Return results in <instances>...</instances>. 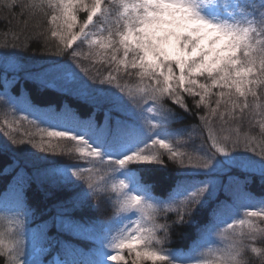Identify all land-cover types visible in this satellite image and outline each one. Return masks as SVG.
<instances>
[{"label":"snow or ice","instance_id":"6c2138e0","mask_svg":"<svg viewBox=\"0 0 264 264\" xmlns=\"http://www.w3.org/2000/svg\"><path fill=\"white\" fill-rule=\"evenodd\" d=\"M0 11L5 72L92 109L81 118L66 103L0 95L12 155L25 157L5 168L16 171L0 199V264H264V196L248 192L255 177L264 186V0H0ZM193 116L199 124L186 123ZM22 124L32 130L17 139ZM170 165L157 195L145 178ZM33 183L51 200L34 232ZM89 199L112 215H78ZM184 229L187 250L170 247ZM72 236L92 244L76 248Z\"/></svg>","mask_w":264,"mask_h":264},{"label":"trees","instance_id":"16d2710c","mask_svg":"<svg viewBox=\"0 0 264 264\" xmlns=\"http://www.w3.org/2000/svg\"><path fill=\"white\" fill-rule=\"evenodd\" d=\"M5 13L3 11H0V19L3 18ZM4 29L3 26L0 25V43L3 42L4 35H3ZM10 39V37H9ZM51 46L54 48L56 45V41L54 38L50 40ZM75 47V45H74ZM3 50V49H0ZM11 50V49H8ZM80 51H86L83 46L79 48ZM71 50H69L70 52ZM23 56H49L50 53L42 52V51H36L33 52L29 50L28 52L21 53ZM58 59H64L68 60L69 63H72L73 68L84 78L87 79V76H84V73L81 72L80 68L76 67V64L73 63L71 60L68 59L67 56L63 58ZM19 63H23V61H20ZM81 63L85 66H88L91 64V61L88 60H81ZM96 68L103 67L101 65H96ZM5 76L7 77V85H5ZM124 79H127V77H124L121 82L123 83ZM132 83H135V79L133 78L131 80ZM22 89L24 91H22ZM0 95L11 97L18 105H23L25 101H29L30 103L34 105H39L41 107L46 105H54L57 110H59L65 103L67 106L71 109H74L81 118L86 117L90 112L91 108L82 103L80 100L75 98L74 95H68L64 93H60L58 91L45 88L43 91L38 90V85L28 79L25 78V71H14L11 67L8 68L7 73L5 72V66L0 63ZM188 104L190 107H192V98L189 97ZM251 102V101H250ZM195 112L196 110L193 109ZM204 109L200 110V114H204ZM0 112L4 113L3 108V101H0ZM99 118V117H98ZM188 124H199V120L196 119L194 116L190 117L188 121H186ZM173 127H178V125H175ZM212 127L217 133H220V129L222 125L217 120L213 123ZM224 128H234V124H227L223 125ZM25 132L30 131L29 126H24ZM247 129V124H245L244 129ZM201 129H197L195 134V143L198 145L200 143V137H201ZM258 131V129L256 130ZM5 133L7 131L5 130V127L0 125V145L7 143L8 147L12 149L10 152H4L0 153V199H3L4 196L9 192L11 184L13 182V177L15 175V166L7 168L5 171V168L7 165H10L13 163V160L20 159L23 160L25 157L23 155H18L14 157L12 155V152L17 151V146L12 145L11 139L9 136H6ZM17 139L24 138L21 136V134H15ZM203 138L206 141L207 140V132H203ZM181 140L187 139V137H181ZM191 147V146H190ZM31 151L35 152L37 155H43L42 153H39L36 149H30ZM249 155H254L252 153H249ZM255 159H259V157L254 156ZM49 159H56L62 163H69L72 161H69L68 159L64 157H49ZM159 167V166H156ZM175 166L170 165L167 169L156 171L152 175L146 177L147 182L154 183L156 185L154 191L157 195L163 194L171 185L172 183V177L174 175ZM238 175L241 176V179H243L244 173H238ZM248 192L255 197L259 198L261 196H264V186H262L259 183L258 177L253 178L252 182L248 184ZM223 195V194H221ZM51 203L50 199H46L44 194L37 190L36 185L33 183L32 187L27 191V204L34 209L36 215L29 220L28 227L31 231H35L37 228V225L42 223L43 219H47V215L45 213L46 208ZM95 204V200L89 199L88 206L84 209L82 213H78V215H81L85 218L90 219H107L109 216L112 215V207L111 205L104 206L105 210L103 212L96 210L93 205ZM185 231L187 232V236H181L180 232ZM194 239V234L191 229H184V230H177L173 232L172 236V242L170 244V247L180 250H187V248L190 246L191 241ZM69 243H71L74 247L82 249L84 251H87L89 247L92 244V241L88 240L85 237L80 236H72L69 240ZM131 264V263H128Z\"/></svg>","mask_w":264,"mask_h":264},{"label":"rangeland","instance_id":"374dc122","mask_svg":"<svg viewBox=\"0 0 264 264\" xmlns=\"http://www.w3.org/2000/svg\"><path fill=\"white\" fill-rule=\"evenodd\" d=\"M81 15L83 16V13H82ZM20 114H21V113H18L17 115H20ZM3 120H4V113L0 112V125L3 126V127H5V130H6L7 132H9V129H8L6 126H4ZM24 126H28V125H26V124H22V125H21V130L15 132V134H17V133H18V134H21V132H25ZM172 218H175V217H172ZM124 255L127 256V252H125ZM128 263H131V260H129Z\"/></svg>","mask_w":264,"mask_h":264}]
</instances>
